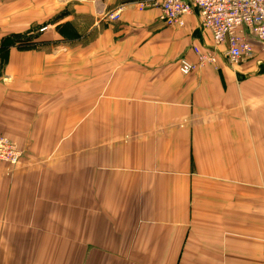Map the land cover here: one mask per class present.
I'll return each mask as SVG.
<instances>
[{
    "label": "crops",
    "instance_id": "0c3cea01",
    "mask_svg": "<svg viewBox=\"0 0 264 264\" xmlns=\"http://www.w3.org/2000/svg\"><path fill=\"white\" fill-rule=\"evenodd\" d=\"M136 2L42 0L92 46L0 66V264H264V48L200 65L195 13Z\"/></svg>",
    "mask_w": 264,
    "mask_h": 264
},
{
    "label": "built area",
    "instance_id": "2783aa9c",
    "mask_svg": "<svg viewBox=\"0 0 264 264\" xmlns=\"http://www.w3.org/2000/svg\"><path fill=\"white\" fill-rule=\"evenodd\" d=\"M148 5V0H141L140 6ZM160 19L165 25L181 28L184 17L195 13L199 26L212 37L213 55L198 54V63L215 60V52L222 49L229 66H235L252 57L253 48L248 35L256 38L264 48V0H160ZM117 18L118 13L109 14ZM179 71L189 74L196 65L181 58ZM16 143L0 134V161L16 164L21 156Z\"/></svg>",
    "mask_w": 264,
    "mask_h": 264
},
{
    "label": "rangeland",
    "instance_id": "374dc122",
    "mask_svg": "<svg viewBox=\"0 0 264 264\" xmlns=\"http://www.w3.org/2000/svg\"><path fill=\"white\" fill-rule=\"evenodd\" d=\"M140 1L136 2L138 6ZM40 3L42 0H0V66L8 62L11 51L35 61L41 55L69 56L77 45L92 46L98 32L93 31L89 38L81 36L89 25L72 21L69 4L55 11L53 4L44 7ZM106 25L102 23L99 30Z\"/></svg>",
    "mask_w": 264,
    "mask_h": 264
},
{
    "label": "bare ground",
    "instance_id": "6f19581e",
    "mask_svg": "<svg viewBox=\"0 0 264 264\" xmlns=\"http://www.w3.org/2000/svg\"><path fill=\"white\" fill-rule=\"evenodd\" d=\"M15 142V141H14ZM16 143V142H15ZM17 145V144H16ZM18 147V146H17ZM20 159V158H19ZM19 163V161L16 164H11V165H17Z\"/></svg>",
    "mask_w": 264,
    "mask_h": 264
}]
</instances>
